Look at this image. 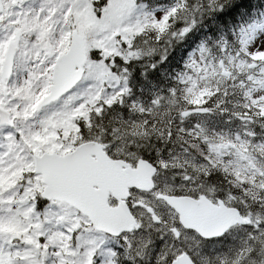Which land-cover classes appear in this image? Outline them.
Returning a JSON list of instances; mask_svg holds the SVG:
<instances>
[{"label":"snow or ice","instance_id":"6c2138e0","mask_svg":"<svg viewBox=\"0 0 264 264\" xmlns=\"http://www.w3.org/2000/svg\"><path fill=\"white\" fill-rule=\"evenodd\" d=\"M231 4L232 0H206L189 5L188 0H180L159 18L145 17L132 22L135 0H46L42 5L39 0H0V50L7 48V63L0 72V173L11 178L0 189V227L16 226L14 231L0 230V264H47L49 256L55 257L54 264H108L110 254L105 237L123 241L120 247L132 257L131 264H146L144 255L150 257L151 264H181L182 258L188 264H229L221 257L205 260L200 244L230 231L232 224L211 232L193 231L191 243L182 241V235H188L187 230L181 233L173 227L167 235L161 234L141 248L131 237L144 230V223L135 218L140 209L131 201L128 208L134 217L132 223L97 235L98 224L87 218L83 222H70L68 210L44 188L49 183L50 172L70 171L80 164L79 149L65 142L63 129L54 125L85 110L80 118L71 121L81 137L76 144L82 145L89 138L94 121L102 122L112 106L124 104L130 98L129 88L123 81L132 66L129 62L143 55L134 46L137 37L152 31L159 40L171 27L165 21L174 22L180 14L190 13L191 19L185 21V26L172 32L173 37H182L197 23L196 13L224 9ZM85 8L91 12L96 25L108 31L122 29L116 37L119 42L116 54L106 57L102 49L90 48V66L85 67L61 45L42 67L35 69L34 65L40 63L39 58L33 59L35 51L41 50L40 55L45 56L48 46L62 40L66 29L60 25L64 23L65 13L71 10L74 18ZM254 39L242 40V47L249 57L264 58V39L248 51ZM159 55L163 59V53ZM157 63L154 61L152 67L156 68ZM19 76L24 77L23 81L14 83ZM50 133L60 138L56 141L61 145L59 151H49L51 145L39 143L41 137ZM65 149H69L68 154L62 155ZM239 219L248 226L247 234L230 264H264V217L249 215ZM160 224L159 218L153 221L154 228ZM60 228L66 231L60 232ZM57 237H61L59 243L55 242ZM65 240H74V243L69 245ZM176 245L182 247L170 251ZM119 255L112 258L117 264H123Z\"/></svg>","mask_w":264,"mask_h":264},{"label":"rangeland","instance_id":"374dc122","mask_svg":"<svg viewBox=\"0 0 264 264\" xmlns=\"http://www.w3.org/2000/svg\"><path fill=\"white\" fill-rule=\"evenodd\" d=\"M45 2L46 0H39L41 5ZM135 5L134 14L131 17L132 22L143 20L145 17L151 18L155 16L159 18L167 10L159 8L155 12L150 13L142 10L141 7L138 6L136 0ZM24 7L27 8L28 4L26 3ZM60 27L65 28L66 30L62 40L58 44L55 46H48V51L45 56L40 55L41 50L35 51L33 59L35 60L39 58L40 60V63L34 65L35 69L38 70L42 67L47 58H50L54 52L59 51L61 45L64 46L65 52L68 50L70 44V34L73 29H77L84 37L87 52L90 48L96 47L102 49L103 54L107 57L115 55L116 50L119 47V42L116 37L122 29L117 28L115 31H108L104 26L96 25L94 23V17L87 8L82 9L75 15L74 18L71 17V10L69 13H65L64 23L61 24ZM252 37H255V39L249 44L248 51H251V46H254L260 39H264V13L259 22L244 29L241 35V41L249 40ZM134 46L143 54L141 57L149 53V46L142 44L140 41L135 40ZM5 51L6 47L3 50H0V72L5 57ZM242 51V55L231 56L228 57L226 61L221 62L211 61L213 58L207 60L206 56L200 50L194 51L189 56V67L181 77V81L183 82L181 88L183 91L194 95L196 94L197 89L205 85L207 82L215 78H227L229 77L230 72L233 71L235 73H239L244 79V101L249 104H259L264 102V58L258 55L249 57L246 54L244 47H242ZM88 66L90 65L87 60L85 67ZM37 74L39 76V72H37ZM23 79V76H19L14 83L22 82ZM123 83L126 87H128L127 79H125ZM117 87H119V85H117ZM111 90L112 89L109 88V91ZM69 103H75V101H71ZM156 104L157 103L153 102L141 103L143 107H134V110H138L140 113L136 114L135 112L136 115L134 114V116L124 118V120L114 118L117 122H119L117 128H119L120 131L118 133H110V138L106 142H102L94 135L91 139H97L104 143L107 150L113 155L137 160L139 156H136V154L132 152L129 147L134 145L133 139L143 140V137H145V135H147L152 128L154 130L153 125L158 123L156 122V118L159 117L160 111V107ZM60 106H62V104ZM192 110H189V112L191 111L192 113ZM84 112L85 110H81V113H75L72 117L62 120L54 125V127L63 129L64 141L70 145H75V147L77 146L76 141L80 140L81 137L79 135V131L74 128L71 121L72 118H80L81 114ZM234 114H236V112H234ZM185 116L188 117V113H186ZM206 121L204 122L205 124H202L201 126L189 122L188 124L182 123V126L183 129L193 134V148L197 152L200 151V147L195 145L199 141L201 147H203V145L209 147V155L205 157L198 156L194 154L188 146L176 150L169 159L170 163H166V166L163 165V168L161 166L158 173V180L161 182L162 188L164 190L172 191H183L185 189L191 190L195 188V191H197L199 184L196 178H199L206 170H214V167H221L227 169L228 172L232 173V175L236 178H239L241 180L240 183L246 187L243 194L239 193L238 190L235 189L233 194L224 195L222 200H224L229 207H236L245 217H248L249 215H251L252 218H256L258 216L264 217V134H259L257 136L256 131H254L253 134L246 132L244 134L243 130L239 133L232 132L230 130H216V128H213L217 127L215 123L211 122V124L208 125ZM258 130H263V128L260 126ZM248 136H250V138H247ZM69 137H71V139H69ZM132 137L133 139H131ZM59 139L60 138L57 135L50 133L47 136L41 137L39 139V143L41 145H51V148L48 149L49 151H59L61 145L56 143ZM139 149L140 148L136 146L134 147L136 152H139ZM68 151L69 149H65L62 154H65ZM165 167H172L175 169L172 170L173 172H169L164 169ZM10 179V176L0 173V189H4L5 186L10 183ZM191 179H193V183L195 184H192V186L189 187L188 181ZM198 193L203 192L199 190ZM139 200L142 202H145L146 200L151 201L159 208L166 211L163 216L164 219L170 220L171 223H179L178 214L173 209L164 207L156 200L155 197H148L146 199L141 195H137L134 201L138 202ZM58 204L63 205L68 210V218L70 222H83V220L87 218L66 203L58 202ZM38 210L43 211V209L39 208ZM138 214L139 220H142L144 223V230L131 238L138 242L141 248H143L148 241L158 239L160 236L158 232L163 233L167 230L169 225L171 227H175L170 223H168L169 225H164L162 223L154 228L153 221L150 220L144 212L138 211ZM41 219H43V217H41ZM45 227L47 228L50 226L45 225ZM148 227H152L158 232L155 230H149ZM247 228L248 226L238 224L221 238H216L211 241H203L200 244V248L204 253V259L214 260L217 257H221L228 260L230 264L232 256L245 243ZM15 229L16 226L11 224L0 227V230L4 231H14ZM59 231L65 232L66 228H60ZM96 234L99 235L100 232L97 231ZM60 240L61 237H57L55 242L59 243ZM120 241L121 240L118 239L104 238V243L108 245L106 250L110 254L108 264H114L112 262V257L116 256L117 253L114 252L112 246L118 245V242ZM182 241L184 243H191L192 233L188 232L187 237L182 235ZM65 243L72 245L74 240H65ZM121 243H123V241ZM181 247L182 245H176L171 247L170 251H178ZM52 251L55 252L56 249L53 248ZM142 258L144 260L151 261L150 257L147 255H144ZM54 260L55 257L49 256L47 264H54Z\"/></svg>","mask_w":264,"mask_h":264},{"label":"trees","instance_id":"16d2710c","mask_svg":"<svg viewBox=\"0 0 264 264\" xmlns=\"http://www.w3.org/2000/svg\"><path fill=\"white\" fill-rule=\"evenodd\" d=\"M136 2L142 10L153 13L159 8L168 10L180 0H136ZM205 2L206 0H188L189 5ZM236 5L239 7L236 8ZM263 13L264 0H232V4L225 6L224 9L196 13L197 23L182 37H173L172 32L185 26V21L191 19L190 13L180 14L174 22L165 21L171 23V27L162 33L159 40L154 32L145 31L136 38V41L148 45L149 53L129 62L132 66L126 79L130 98L124 104L112 106L108 117L102 122L94 121L89 129V138L85 141L91 140L94 135L102 142H106L110 138V133L120 131L117 128L119 124L116 121L117 118L124 120L134 116L135 112L140 113L138 110L135 111L134 107H143L141 103L148 102L157 103L160 107L159 117L156 118L158 123L153 125L154 130L152 128L143 140L133 139V137L131 139L135 144L133 146L140 148L139 154L147 157L159 169L169 163V159L176 150L185 146L190 147L198 156L209 155V147L206 145L201 147L199 141L195 145L200 147V151L197 152L193 148L194 136L183 129L182 123L189 122L201 126L207 120L208 125L211 122L216 124L217 127H213L216 130H230L237 133L243 130L244 134L245 132L253 134L256 131L257 136L264 134V102L249 104L244 101V79L239 73L231 71L227 78H215L197 89L194 95L181 88L183 85L181 77L188 69L191 53L206 48L207 51L203 54L207 60L213 58L211 61L215 62L242 55L241 35L244 29L259 22ZM153 49H155L154 52ZM162 53L163 59L159 55ZM154 61H158L156 68L152 67ZM196 107L209 108V113L197 115L189 112ZM186 113L188 117L185 116ZM260 126L263 130H258ZM164 169L173 172L172 167ZM196 180L199 184L197 191L185 189L177 193L190 194L197 193L199 190L205 193L208 189L213 191L237 189L239 193H244L246 190L239 178L221 167L205 171ZM121 242L114 245V252L117 255L123 253L119 255L123 264H131L132 257L127 254L125 248L120 247L123 244ZM112 262L117 264L115 259H112ZM145 262L151 264L149 260Z\"/></svg>","mask_w":264,"mask_h":264},{"label":"water","instance_id":"95a60500","mask_svg":"<svg viewBox=\"0 0 264 264\" xmlns=\"http://www.w3.org/2000/svg\"><path fill=\"white\" fill-rule=\"evenodd\" d=\"M69 51L78 63L86 65L87 47L84 37L77 29L71 31L70 44L66 52ZM6 63L7 48L1 72L4 71ZM194 112L206 114L208 108H196ZM76 148L79 149L77 156L80 164L70 171L50 172L49 183L45 185L44 190L55 196L59 202L76 209L89 221L98 224L99 232L123 228L132 223L134 217L127 203L131 195L130 190L136 188L152 191L155 188L153 177L156 167L142 159L135 168L122 159L114 160L105 151L104 144L97 140L84 142ZM110 196L117 201V204L109 203ZM158 197L163 198L177 212L181 225L187 230L211 232L229 224L245 225L239 219L245 216L237 208L226 206L222 200L216 204L205 195L194 198L160 194ZM146 209L150 213L153 212L148 206ZM155 219L157 217L153 215V220ZM181 264L188 262L182 258Z\"/></svg>","mask_w":264,"mask_h":264},{"label":"flooded vegetation","instance_id":"af4514ba","mask_svg":"<svg viewBox=\"0 0 264 264\" xmlns=\"http://www.w3.org/2000/svg\"><path fill=\"white\" fill-rule=\"evenodd\" d=\"M135 147V146H134ZM132 146L129 147L131 149L132 152H134L136 154V156H139V158L137 160H134V159H131V158H128V157H123V156H118V155H113L111 152H109L107 150V147L105 145V150L106 152L108 153V155L112 158V159H122L124 161H126L127 163L130 164V166L132 167H136L137 166V163H138V160L140 159H144V160H147L149 162H151L147 157H144L143 155H140L139 152H136L135 150L133 151V148ZM152 163V162H151ZM170 163V162H169ZM153 164V163H152ZM154 165V164H153ZM160 169L157 167V170H156V173L153 177V180H154V184H155V189L153 191H150V192H147V191H142V190H138V189H133L131 191V196L129 198V201H131L132 203H134V205L138 206L139 207V211H142L146 214V216L152 220V217H153V214L156 215L160 220H161V224L163 223L164 225H169L168 223L170 224H173L175 227L179 228L180 232L182 233V231L184 232L185 230L183 228H181V225L179 223H171L170 220H167V219H164L163 216H164V213H166V211L162 208H159L157 205H155L154 203H152L151 201H148L146 200L145 202H142V201H138V202H135L134 199L138 196H142L143 198H152V197H155L156 200L158 202H160L164 207H168L169 206L166 204L165 200H163L162 198H158L159 194H162V195H175V196H183V195H188V196H192L194 198H198L199 196L201 195H206L213 203H218L219 200L223 199L224 195L226 194H233L234 193V190H231V191H228V189L226 191H213V190H209L207 192V190L205 191V193H194V192H191L190 194H182V193H177L178 190L176 191H172V190H164L162 188V184L161 182L158 180V173H159ZM192 184H195L193 183V179L189 180L188 181V185L189 187L192 186ZM221 196V197H220ZM112 199V198H111ZM112 201H114L112 199ZM129 203V202H128ZM142 203H144L145 205H147L148 207H151L153 209V212L149 213L147 212V209L145 206L142 205ZM227 204V203H226ZM228 205V204H227ZM229 206V205H228ZM136 218L139 219V214L138 212L136 213ZM153 221V220H152ZM160 224V225H161ZM170 228H173L169 225V227L167 228L166 231H164L163 233L161 232H158L157 230H155L154 228L152 227H148L149 230H155L158 232L159 235L161 234H165L167 235V231L168 229ZM189 233H192L193 231H187ZM218 239V238H217ZM211 240H214V239H211ZM211 240H204V241H211ZM169 244L171 245V241H169Z\"/></svg>","mask_w":264,"mask_h":264},{"label":"bare ground","instance_id":"6f19581e","mask_svg":"<svg viewBox=\"0 0 264 264\" xmlns=\"http://www.w3.org/2000/svg\"><path fill=\"white\" fill-rule=\"evenodd\" d=\"M190 127H193V126H190ZM191 129H192V128H191ZM185 134H186V133H185ZM148 138H149V137H148ZM129 145H130V144H129ZM129 145H128V146H129ZM134 145H135V144H134ZM133 147H134V146H133ZM131 148H132V146H131ZM133 151H134V148H133ZM159 151H160V149H159ZM160 153H161V151H160ZM161 154H162V153H161ZM164 155H165V154H164ZM164 155H163V156H164ZM167 155H169V154H167ZM161 157H162V156H161ZM165 158H166V157H165ZM165 158H164V159H165ZM169 158H170V157H168V159H169ZM165 161H166V160H165ZM165 161H164V162H165ZM157 163H158V162H157ZM165 166H166V165H165ZM163 167H164V166H163ZM166 168H167V167H166ZM174 169H175V168H174ZM174 169H173V170H174ZM206 172H208V170H206ZM177 184H178V183H177ZM181 189H182V188H181ZM194 189H195V188H194ZM187 191H188V190H187ZM191 191H192V189H191ZM208 191H209V190H207V192H208ZM242 194H243V193H242ZM187 231H188V230H187ZM191 231H192V230H191Z\"/></svg>","mask_w":264,"mask_h":264}]
</instances>
